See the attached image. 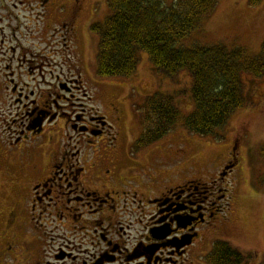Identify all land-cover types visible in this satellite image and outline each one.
Wrapping results in <instances>:
<instances>
[{
	"label": "flooded vegetation",
	"instance_id": "af4514ba",
	"mask_svg": "<svg viewBox=\"0 0 264 264\" xmlns=\"http://www.w3.org/2000/svg\"><path fill=\"white\" fill-rule=\"evenodd\" d=\"M71 2L79 15L83 0ZM11 80L18 109L3 120L0 166L14 202L4 210L12 232L0 234V264H208L205 238L229 204L236 141L216 176L173 179L157 142L137 147L136 124L91 109L81 79L65 77L42 96ZM247 155L254 179L264 164L258 149Z\"/></svg>",
	"mask_w": 264,
	"mask_h": 264
},
{
	"label": "rangeland",
	"instance_id": "374dc122",
	"mask_svg": "<svg viewBox=\"0 0 264 264\" xmlns=\"http://www.w3.org/2000/svg\"><path fill=\"white\" fill-rule=\"evenodd\" d=\"M71 3V0H0V147L7 139L3 120L11 121L10 114L17 112L19 98L15 96L18 93L13 95L8 83L5 87L6 76H12L11 83L24 95L34 91L37 96L46 95L65 77L81 79V97L88 100L91 109L95 106L112 112L107 114L115 123L120 116L129 129L137 125L131 133L132 140L143 131L140 111L146 98L156 93L170 95L174 97L179 118L173 129L157 141L163 171L173 179L190 174L207 179L219 173L236 143V151L240 152L237 166L226 179L229 204H224L220 222L205 238L207 252L212 250L214 241L225 240L250 257L248 264L263 261L264 166L258 167L251 179L252 162L247 153L258 149L260 155L264 145V78L244 77L248 104L234 112L226 126L207 137L189 134L184 127L194 110L189 73L158 76L151 69L148 55L139 51L138 66L132 76L100 78L96 74L99 37L90 27L103 25L111 10L105 0H83L78 15ZM71 19L77 21L75 27ZM263 42L264 0L256 7L249 6L248 0H219L210 16L188 36L178 39L175 46L192 49L195 45H223L229 50L242 48L253 57L260 54ZM42 159L46 162L48 155ZM3 171L0 166V234L10 235L12 228L4 210L12 206L14 198Z\"/></svg>",
	"mask_w": 264,
	"mask_h": 264
},
{
	"label": "trees",
	"instance_id": "16d2710c",
	"mask_svg": "<svg viewBox=\"0 0 264 264\" xmlns=\"http://www.w3.org/2000/svg\"><path fill=\"white\" fill-rule=\"evenodd\" d=\"M219 0H105L111 14L104 24H93L97 34L96 74L100 78H129L137 69L138 52L148 55L152 71L174 77L187 71L192 79L190 98L194 110L184 127L198 137L212 135L248 102L244 77L264 78V42L261 52L250 57L242 48L227 49L195 45L176 48L210 16ZM263 0H248L256 7ZM179 111L174 97L156 93L146 98L140 111L143 131L135 142L148 146L166 136L175 126ZM264 163V145L260 148ZM250 257L224 240L213 242L208 264H248ZM264 264V263H263Z\"/></svg>",
	"mask_w": 264,
	"mask_h": 264
},
{
	"label": "water",
	"instance_id": "95a60500",
	"mask_svg": "<svg viewBox=\"0 0 264 264\" xmlns=\"http://www.w3.org/2000/svg\"><path fill=\"white\" fill-rule=\"evenodd\" d=\"M157 229V228H156ZM156 229H154V231H156ZM151 233H152V235H153V230L151 231ZM170 235V232L168 233V232H166V233H164V235L163 236H161V237H154V238H156V239H164V238H166L167 236H169ZM190 241L189 240H187V241H185V243L184 244H188Z\"/></svg>",
	"mask_w": 264,
	"mask_h": 264
}]
</instances>
